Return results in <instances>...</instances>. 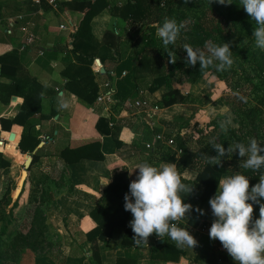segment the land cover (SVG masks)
<instances>
[{
    "label": "crops",
    "instance_id": "obj_1",
    "mask_svg": "<svg viewBox=\"0 0 264 264\" xmlns=\"http://www.w3.org/2000/svg\"><path fill=\"white\" fill-rule=\"evenodd\" d=\"M69 1L53 0L52 5L44 0L8 3L9 9H0V119L12 120L18 114L23 95L32 88L31 80L41 88L38 110L30 113L26 110L24 118L28 135L37 140L36 147L31 153L21 154L17 144L22 127L12 125L9 132L0 131V153L5 159L11 157L10 165H22L27 155L31 156L40 149L41 157L35 164L43 162L45 171L39 180L34 181L30 177L29 187L33 189V198L42 196L51 201L43 216L58 238L56 246L61 254L57 263L43 254L33 257L28 264H116V260H124V264H237L218 240L209 238L214 219L209 199L217 193L219 180L229 175L221 172L212 194L204 196L202 187L195 181L196 172L187 168L178 173L184 183L193 185V191L188 195L181 193V196L186 197L184 202L191 204L193 211L177 226L189 231L198 241L197 247H178L169 237L158 238L155 234L149 237L147 245H136L129 227L133 219L129 212L124 227H114L106 244L96 242L97 261H92L85 238V233L95 227L89 212L96 206H103L101 195L113 176L125 175L126 194L138 175L137 164L147 162L159 167L165 163H156V156L143 148L137 126L150 125L152 129L163 132L158 116L168 108L154 110L164 88L153 93L143 92L140 99L144 106L129 111L113 97L115 79H110L108 86L103 87L107 81L106 73L112 71L110 65L134 54L137 33L133 31L141 27L147 30L150 26L125 20L122 17L124 0H104L107 7L84 24L83 14L70 10ZM13 6L18 11L15 12ZM17 17L19 20L16 21ZM10 19L16 22L6 34ZM19 26H25L31 45L23 44ZM105 32L112 33L114 37L106 38L107 46L102 42ZM143 35L145 33L142 32L139 39ZM20 47L22 49L18 50ZM78 67H86L92 75L93 86L89 88V84L86 85L88 92L82 98L66 88L71 79L77 80L75 68ZM97 67L99 74L92 70ZM15 79L21 80L15 82ZM99 95L104 97L101 102L96 101ZM61 98L69 102L68 108L58 106ZM31 106L36 107V104L31 102ZM156 112L159 113L155 115ZM98 119L108 120L119 127L114 140L96 131ZM5 134L8 136L2 137ZM92 142L99 146L100 161L80 159L66 164L55 156L64 148H81ZM64 174L67 179L63 178ZM197 208L204 215L195 211ZM253 218H259V211L254 210ZM166 246L169 254L164 251Z\"/></svg>",
    "mask_w": 264,
    "mask_h": 264
},
{
    "label": "trees",
    "instance_id": "obj_2",
    "mask_svg": "<svg viewBox=\"0 0 264 264\" xmlns=\"http://www.w3.org/2000/svg\"><path fill=\"white\" fill-rule=\"evenodd\" d=\"M8 3H33L31 0L26 1H7ZM232 4L228 5V17L230 25L245 17L247 13L244 11L241 0H231ZM8 3L0 4V9H9ZM69 9L72 11L80 12L83 14V22L86 21L93 15L98 14L107 7L104 0H70ZM15 5V4H13ZM160 0H124L122 5L123 18L131 23H139L141 26H152L161 25L165 17L171 18V8L170 3H166V9H162ZM13 10L18 11L15 6ZM177 23H181L183 18L175 17ZM195 25L200 28V32L204 35L210 37L216 44H219V38H214L212 33L217 32L215 29H209L205 22L199 18L195 17ZM83 25V24H82ZM150 37L143 35L140 39L141 47L133 55H128L116 65H110L109 69L112 70L115 75V89L113 97L118 104H122L126 101L139 100L143 92L153 93L154 91L164 88L165 91L161 94L159 101L155 104L159 109H166L174 105L182 106L190 111L187 118L181 116L172 117L171 121H164L161 125L164 127H171L176 124V130H163L160 129H149L145 125H138L137 129H140V137L143 143H151L150 149H145L150 155L156 156V163L165 162L173 163L176 165L177 171L181 169H191L196 172L195 181L203 189V194L211 195L212 190L216 184V180L221 172V168L218 165H212L207 162L205 155L216 156V151L212 148L215 144L213 141L205 142L204 139H195L187 137L185 133L181 136L179 135L180 130L184 129L190 118L195 114V108L193 106H187L188 103L195 101V98L190 94H181L177 89L172 88L173 76L177 74H182L185 72L187 64H185L186 52H179V56H175L176 62L173 64L170 62V57L167 55H160L163 50V44L160 38H153L155 27H149ZM196 28V27H195ZM190 30V29H189ZM188 30V31H189ZM181 34L183 36L184 45L188 44L193 46L191 41H187L183 28L181 29ZM190 34V32H189ZM109 37L114 39L113 34L110 32H105L103 34L102 42L107 46L106 38ZM185 38V39H184ZM159 40V41H158ZM114 47V44H112ZM254 47L249 44L245 48L237 49L233 54L234 62L236 67L230 75H223L221 81L225 82L229 88L236 92V88L240 87L231 97L223 98V104L227 107L229 114L232 116V123H234L235 129L226 127L225 131L222 132L219 125H214L212 131L209 132L208 136L212 134L217 135L219 140L218 144H222L225 149L228 147V143H225L224 139L229 137L234 143H244L241 135L237 136L238 130L248 129L250 127L264 126V50L250 49ZM165 48V47H164ZM194 49V48H193ZM166 51H172L171 45L168 46ZM156 60L155 63H152ZM166 61L167 65L164 64ZM241 61V63H238ZM246 64L251 66L250 70H245L243 65ZM197 64L196 66H198ZM191 67L195 70L197 67ZM0 68V75L2 74ZM107 70V68H106ZM17 71V70H16ZM15 71V73H16ZM206 70L205 72H209ZM204 72V73H205ZM194 73V72H193ZM75 74L77 80H70L66 84L68 90L74 91V95L78 98H82L88 92L86 85L89 84V88L93 86L92 75L86 67L75 68ZM123 74V75H122ZM194 78L199 79V73ZM233 74L236 76L232 78ZM251 74V75H250ZM225 76V77H224ZM255 78L257 81L251 77ZM21 79H15V82ZM232 80V84L230 83ZM32 88H29V92L23 95V101L18 114L12 120L0 119V131L9 132L12 125H17L22 127V134L20 135L17 148L21 154L26 152L31 153L37 145V140L31 137L27 133L28 125L25 123V111L33 112L38 110V94L41 88L34 82L30 81ZM31 102L36 104V107L31 106ZM110 121L105 119H98L95 123L96 131L103 136H109L112 140L116 138L119 132V127L115 126V123H110ZM165 129V128H164ZM162 132L165 138L172 137L174 142V147L180 151L179 154L175 155L167 147L159 144L158 142H153V136L156 133ZM248 133V132H247ZM249 134V133H248ZM8 134L2 135V137H7ZM253 136H250L252 138ZM258 143L264 145V135H260L258 138ZM98 144L95 142L83 145L81 148H64L57 152L55 156L60 158L66 164H73L78 162L80 159H90L94 161H100L102 159L100 153L98 152ZM144 148V147H143ZM40 149L36 150L30 157L31 162L29 168L26 170L27 177L23 182L21 189L12 202L9 208L8 214H11L14 209L18 207V201L25 191L26 186H28V201L31 203H37L36 201L40 198L43 200L42 196L37 199L33 198L32 190L30 189V182L32 179L29 176V170L33 164H35L41 157ZM264 154V153H262ZM0 153V171L7 170L10 167L9 161L10 156L7 159L3 157ZM240 159L238 155L234 154L231 158L230 170L227 171L229 176L236 173L245 175L250 180V187L259 182V177L263 173V168L260 171H252L250 169H244L240 167ZM126 178L124 174H117L113 176L111 182L103 190L101 198L103 206H96L89 212L90 219L95 223V227L85 233L86 241L89 243L90 256L92 261H97V246L96 242H102L103 245L106 241L110 239L111 231L114 227H124L125 221L128 218L129 212L124 210V196L126 192ZM186 197H183L185 199ZM46 200V199H45ZM264 202V201H262ZM254 210L259 211V205H253ZM39 207L34 208L32 215V227H34L35 236L40 237V226L38 225L40 217ZM201 223H198L200 225ZM196 227V226H195ZM4 229H1L0 233H3ZM127 233V230H125ZM22 243V242H20ZM30 244V247H32ZM26 245V244H25ZM164 251H167L168 246L163 247ZM174 249V246H170ZM178 254V252H176ZM180 254V253H179ZM48 257V256H46ZM124 260H116V264H124ZM130 264H134L129 262ZM0 264H6L0 261Z\"/></svg>",
    "mask_w": 264,
    "mask_h": 264
},
{
    "label": "clouds",
    "instance_id": "obj_3",
    "mask_svg": "<svg viewBox=\"0 0 264 264\" xmlns=\"http://www.w3.org/2000/svg\"><path fill=\"white\" fill-rule=\"evenodd\" d=\"M191 0H183L184 4ZM211 3L230 5L231 0H210ZM242 7L251 20L255 21L252 37L256 48L264 50V0H241ZM182 24L175 19L164 18L158 26L156 35L165 49L175 45L180 37ZM185 64L195 67L199 64L201 72L214 68L217 72H226L234 64L230 43L215 44L206 41L204 49H193L185 44ZM170 62L175 63V53L166 51ZM58 106L66 109L69 102L61 98ZM216 156L205 155L208 163L221 165L224 157L230 160L234 154L240 159L239 165L244 169L260 171L264 168V145L255 138L248 144H213ZM138 175L129 185V193L124 196V210L132 214L129 227L134 233L132 240L136 245H147L149 237H169L178 247L195 248L198 241L183 227L177 224L187 220L193 211L191 204L185 203L181 193L188 195L193 185L182 181L173 163H164L159 167L147 162L136 165ZM251 201V203H250ZM264 174L259 182L250 187V180L243 174L236 173L219 180L217 193L209 199L212 216L209 238L218 240L228 255L237 264H264ZM259 205V218L254 219L253 205ZM200 215L204 212L195 209Z\"/></svg>",
    "mask_w": 264,
    "mask_h": 264
},
{
    "label": "rangeland",
    "instance_id": "obj_4",
    "mask_svg": "<svg viewBox=\"0 0 264 264\" xmlns=\"http://www.w3.org/2000/svg\"><path fill=\"white\" fill-rule=\"evenodd\" d=\"M7 1L11 0H0V3H8ZM167 2L170 3L172 13L170 19H174L177 16L183 18V21L179 24L183 25L185 37L188 42L191 41L194 44L192 46L194 49H204L206 41L215 43L210 37L200 32V28L195 25L194 16L201 18L209 29H215L217 31L212 33V35L216 39L219 38V44L230 43L233 53L237 49L245 48L247 45L249 46V44L254 46L250 47L249 50L258 49L252 37V31L253 28L256 27V24L248 15L235 22L233 24L234 26H232L227 19L229 12L228 5H220L218 3L210 4V0H191L188 4H184L183 0H160V7L165 10ZM153 26L155 27V31L152 37L159 39L156 33L160 25H152L150 27ZM149 29L150 28H147L146 30V28L141 27L133 31L134 34L137 33V38L133 44V46H135L134 53L141 47L139 39L141 33L143 32L145 36H148L150 35ZM183 46V36L180 33V37L176 41V44L171 45L175 56H179V52L184 51ZM160 55H168L164 46ZM155 61L156 60H153L152 63H155ZM238 63H241V61ZM164 64L167 65L166 61H164ZM196 67L197 68L193 70L190 65H187L184 69L185 72L182 74L176 73L172 77V88L177 89L183 95L190 94L195 98L194 102L188 103L187 105L193 106L196 109L195 114L190 118L186 127L181 129L180 132L192 138V141L199 138L200 140L204 139L205 142L213 141L215 144H218V136H215V134L208 136L209 132L212 131V127L216 124L220 126L219 128L222 129V132L225 131L226 127L235 129L236 125L232 123V116L229 114L227 107L223 104V98L235 95L240 87L236 88V92H233L225 82L221 81L223 77L222 72H217L214 68H209L210 71H204V73L200 71L199 65ZM235 67L236 64L234 62L231 69L224 72L223 75H230V72H233ZM243 67L245 70L251 69V66L246 64H244ZM197 72L200 76L199 79L194 78ZM234 77L236 76L233 74L232 78ZM251 78L254 82L257 81L255 78ZM230 83L233 85L232 80H230ZM220 104L221 106L219 107ZM128 110L130 111L132 109ZM158 113L159 112H156L155 115ZM189 114L190 111L186 108L174 105L158 116V123L161 125L162 122L171 121L172 117L180 115L181 117L187 118ZM156 117L157 116H155V118ZM161 126L163 130H176V124H173L171 127ZM236 135H241L243 141L248 142L250 136L258 138L260 135H264V126L261 125L259 127L238 130ZM258 140L260 141L259 138L257 141ZM224 141L228 144L234 143L229 137H226ZM230 166L231 159L229 160L227 156L222 159L221 165H218L221 171L226 173L230 170ZM23 170L22 165L13 164L10 165L7 170L0 171V231L4 229L3 233H0V261L6 264H28V261L33 257L45 254L56 262L61 255L58 246H56L58 238L55 233L50 230L43 216L44 211L48 209V205L51 201L40 198L36 200L39 202V205L36 202H29L27 199L28 186H26L24 193L18 201V207L14 209L11 214H8L9 208L17 195L18 182L20 183L21 181V173ZM43 171H45V168L43 162H40L30 168L29 174L35 181V179L39 180V176L42 175L41 173ZM62 176L64 179H67L66 174ZM35 198L37 199L38 197L35 196ZM35 207H39L40 209L38 222L41 229L39 233L41 235L40 237L35 236V231H33L34 227H32L31 224ZM31 243H33L32 247H30Z\"/></svg>",
    "mask_w": 264,
    "mask_h": 264
},
{
    "label": "built area",
    "instance_id": "obj_5",
    "mask_svg": "<svg viewBox=\"0 0 264 264\" xmlns=\"http://www.w3.org/2000/svg\"><path fill=\"white\" fill-rule=\"evenodd\" d=\"M33 3H38L40 0H31ZM45 2L49 3V4H53V0H44ZM19 20V17L16 18V21ZM15 19H10L9 20V24L7 25V27L5 28V32L6 34H9V31L12 29L13 25L15 24ZM14 22V23H13ZM18 31L21 35V38H22V41H23V44L24 45H31L32 43V40L31 38L27 35V30L25 28V26H19L18 27ZM22 47H20L18 50H21ZM94 73L96 74H99V70H98V67L97 68H93L92 69ZM123 75V74H122ZM106 77H107V81L106 83L103 84V87L106 88L108 86V82L109 80H114L116 78V75L113 71H109L106 73ZM104 99V97L102 95H99L96 97V101L97 102H101L102 100ZM122 105L125 107V108H128V109H132V108H140L142 106H144V102L139 99V100H135V101H126L124 103H122ZM156 106H154V110H156ZM110 125V124H108ZM148 128L151 129V126L148 125ZM183 133L180 132L179 135L181 136ZM153 142H158L159 144L167 147L170 151H172L175 155L179 154L180 151L177 150L175 147H174V142H173V138L172 137H169V138H165L164 134L162 132H159V133H156L154 136H153ZM152 146L151 143H144L143 144V147L144 149H150Z\"/></svg>",
    "mask_w": 264,
    "mask_h": 264
},
{
    "label": "water",
    "instance_id": "obj_6",
    "mask_svg": "<svg viewBox=\"0 0 264 264\" xmlns=\"http://www.w3.org/2000/svg\"><path fill=\"white\" fill-rule=\"evenodd\" d=\"M101 72H103V70H101ZM0 143L2 144L1 141H0ZM30 162H31V157L27 155L26 158L24 159L23 163H22V167L24 170L21 173L22 178H21V181H20L19 186H18L17 195L21 189L23 182L25 181V179L27 177L26 170L29 168ZM17 195L15 196V198L17 197Z\"/></svg>",
    "mask_w": 264,
    "mask_h": 264
}]
</instances>
